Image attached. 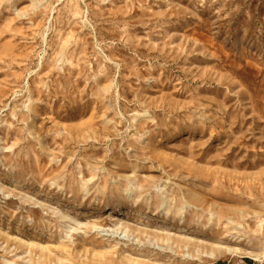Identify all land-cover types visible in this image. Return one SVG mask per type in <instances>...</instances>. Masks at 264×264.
Listing matches in <instances>:
<instances>
[{
    "label": "rangeland",
    "instance_id": "1",
    "mask_svg": "<svg viewBox=\"0 0 264 264\" xmlns=\"http://www.w3.org/2000/svg\"><path fill=\"white\" fill-rule=\"evenodd\" d=\"M0 264H264V0H0Z\"/></svg>",
    "mask_w": 264,
    "mask_h": 264
},
{
    "label": "bare ground",
    "instance_id": "2",
    "mask_svg": "<svg viewBox=\"0 0 264 264\" xmlns=\"http://www.w3.org/2000/svg\"><path fill=\"white\" fill-rule=\"evenodd\" d=\"M231 251H232V250H231ZM213 256H214V255H213ZM213 256H212V257H213ZM185 257H186V256H185Z\"/></svg>",
    "mask_w": 264,
    "mask_h": 264
}]
</instances>
